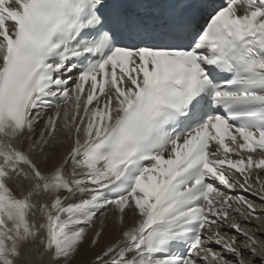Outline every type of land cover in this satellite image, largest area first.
I'll use <instances>...</instances> for the list:
<instances>
[{
  "label": "snow or ice",
  "instance_id": "1",
  "mask_svg": "<svg viewBox=\"0 0 264 264\" xmlns=\"http://www.w3.org/2000/svg\"><path fill=\"white\" fill-rule=\"evenodd\" d=\"M249 197L264 0H0V264H264Z\"/></svg>",
  "mask_w": 264,
  "mask_h": 264
},
{
  "label": "bare ground",
  "instance_id": "2",
  "mask_svg": "<svg viewBox=\"0 0 264 264\" xmlns=\"http://www.w3.org/2000/svg\"><path fill=\"white\" fill-rule=\"evenodd\" d=\"M15 188V185H13ZM18 191V189H17ZM250 199H254L255 206L257 208V213L260 216V219L257 220L255 217L251 218V223H241L242 227L245 228H258L261 229V232H258L257 235L260 240L264 241V211H261L260 205L261 201L252 197H249ZM100 222V216H97L95 224L88 229V237L89 239L94 234V229L99 226ZM223 234V233H222ZM230 235H234L235 233L229 232ZM118 235L116 223H115V217L111 214L109 211V214L105 220L104 225V233L102 237L100 238L99 244L95 247L91 246L89 243V239H86L85 242L81 245L80 250L76 253L75 257L71 260V264H90V261L92 260V257L94 254L99 253L101 249L108 244L112 239H114ZM242 242V238H241ZM214 250H219V246L211 245ZM29 253L31 254L29 256ZM24 254V260L19 261L18 264H28L29 259L35 262V264H49L48 262V254L44 252V249L42 246L36 244H29L25 247L23 250ZM247 259V254L246 257ZM253 264H260V258L256 257L253 259Z\"/></svg>",
  "mask_w": 264,
  "mask_h": 264
}]
</instances>
